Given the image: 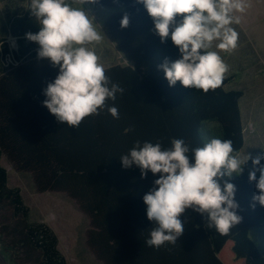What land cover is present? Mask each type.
I'll use <instances>...</instances> for the list:
<instances>
[{
	"label": "trees",
	"instance_id": "trees-1",
	"mask_svg": "<svg viewBox=\"0 0 264 264\" xmlns=\"http://www.w3.org/2000/svg\"><path fill=\"white\" fill-rule=\"evenodd\" d=\"M87 5L110 12L102 32L129 64L105 67L110 81L125 89L106 102L118 107L119 118L105 108L84 118L78 128L58 122L42 104V90L58 68L39 59L38 45L25 38L26 32L39 30L35 18L27 6L7 9V30L18 45L13 50L0 36V208L13 215L7 235L35 264H67L53 229L29 220L20 189L8 185L3 158L17 171L30 173L38 192H63L76 202L89 222L86 244L103 264H264V206H251L257 191L248 179L251 161L243 174L230 178L237 186L240 223L221 233L188 209L181 215L184 231L176 243L159 248L145 244L153 222L146 216L143 195L155 177L149 172L142 178L135 165L123 168L119 157L137 140L170 147L173 137L184 138L192 148L212 137L230 139L240 152L245 92L226 89L233 75H224L221 86L207 93L179 81L170 87L157 66L165 57L177 58L178 50L151 31L153 22L143 5L135 0ZM125 13L129 24L121 27ZM11 55L15 63L8 59Z\"/></svg>",
	"mask_w": 264,
	"mask_h": 264
},
{
	"label": "clouds",
	"instance_id": "clouds-1",
	"mask_svg": "<svg viewBox=\"0 0 264 264\" xmlns=\"http://www.w3.org/2000/svg\"><path fill=\"white\" fill-rule=\"evenodd\" d=\"M98 0H28L27 10L35 18L39 30L26 32L25 38L35 42L37 57L47 59L58 68L57 75L42 92V104L58 122L79 127L84 118L107 108L119 118L118 107L108 105L125 89L110 81L100 61L96 44L103 35L95 16L84 5ZM143 5L153 22V31L161 43L171 40L178 57H165L157 66L170 87L179 81L186 88L203 90L221 86L228 65L218 50L237 47L239 22L236 13L245 11V0H135ZM121 27H127L124 14ZM101 25V24H99ZM102 26V25H101ZM123 168H139L141 177L151 172L155 179L143 195L146 216L153 222L145 244L159 248L174 244L183 234L181 215L191 209L199 213L209 228L227 233L240 223L237 186L234 175L248 171L255 182L252 207L264 206V152L253 156L240 153L230 139L212 137L202 146L192 148L184 138H171V146L159 141L134 142L120 157ZM259 174V175H258ZM229 179H225V178Z\"/></svg>",
	"mask_w": 264,
	"mask_h": 264
},
{
	"label": "rangeland",
	"instance_id": "rangeland-1",
	"mask_svg": "<svg viewBox=\"0 0 264 264\" xmlns=\"http://www.w3.org/2000/svg\"><path fill=\"white\" fill-rule=\"evenodd\" d=\"M78 3L79 0H75L73 6H78ZM245 5L244 12L236 13L239 22L233 25L238 32L237 47L227 52L217 51L228 65L225 75L234 76L226 89H242L245 92L241 101L245 145L240 153L248 151L255 156L264 152V0H245ZM26 6L28 0H0V36L6 38L13 50H17L18 45L16 37L7 30V9L13 11V8ZM89 11L101 25L110 14L104 10ZM99 24L97 28L103 39L95 47L100 61L105 67L129 64L124 54L118 52L104 36ZM11 60L12 63L16 62L13 55ZM2 165L8 171V185L21 191L24 204L29 208V220L46 224L58 236V248L67 264H103L86 244L88 218L73 199L63 192L40 193L30 173L17 171L6 158L2 159ZM12 217L8 209L0 208V253L6 264H35L32 258L18 249L17 242L7 235Z\"/></svg>",
	"mask_w": 264,
	"mask_h": 264
},
{
	"label": "water",
	"instance_id": "water-1",
	"mask_svg": "<svg viewBox=\"0 0 264 264\" xmlns=\"http://www.w3.org/2000/svg\"><path fill=\"white\" fill-rule=\"evenodd\" d=\"M106 37V36H105ZM6 263V260L5 258L3 257V255L0 253V264H5Z\"/></svg>",
	"mask_w": 264,
	"mask_h": 264
},
{
	"label": "crops",
	"instance_id": "crops-1",
	"mask_svg": "<svg viewBox=\"0 0 264 264\" xmlns=\"http://www.w3.org/2000/svg\"><path fill=\"white\" fill-rule=\"evenodd\" d=\"M89 10H96V9H92V8H90V6H88L87 4L85 5ZM87 9V10H88ZM104 34V33H103ZM105 36V35H104ZM121 53V52H120Z\"/></svg>",
	"mask_w": 264,
	"mask_h": 264
},
{
	"label": "built area",
	"instance_id": "built-area-1",
	"mask_svg": "<svg viewBox=\"0 0 264 264\" xmlns=\"http://www.w3.org/2000/svg\"><path fill=\"white\" fill-rule=\"evenodd\" d=\"M9 60H11L10 58H8Z\"/></svg>",
	"mask_w": 264,
	"mask_h": 264
},
{
	"label": "bare ground",
	"instance_id": "bare-ground-1",
	"mask_svg": "<svg viewBox=\"0 0 264 264\" xmlns=\"http://www.w3.org/2000/svg\"><path fill=\"white\" fill-rule=\"evenodd\" d=\"M6 264V263H5Z\"/></svg>",
	"mask_w": 264,
	"mask_h": 264
}]
</instances>
